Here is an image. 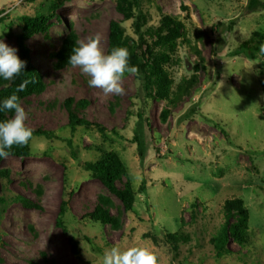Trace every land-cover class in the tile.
<instances>
[{"label": "rangeland", "instance_id": "rangeland-1", "mask_svg": "<svg viewBox=\"0 0 264 264\" xmlns=\"http://www.w3.org/2000/svg\"><path fill=\"white\" fill-rule=\"evenodd\" d=\"M120 2L131 6L129 0H0V37L18 55L24 16L50 15L51 22L27 40L44 87L21 101L26 123L42 133L32 138L30 155L0 158V264H101L113 245H147L158 264H264V55L232 54L264 33V9L250 11L249 0H142L146 26H158L164 15L182 26L171 60L162 63L171 84L169 97L160 98L139 71L125 73V91L115 95L89 88L79 68L58 64L72 34L77 41L98 36L106 51L112 20L138 37ZM68 97L90 100L83 113L91 125L71 129ZM111 151L125 167L116 183L133 189L129 211L83 166ZM237 197L249 211L250 240L242 245L230 237L231 253L218 256L213 238L226 221L225 200ZM101 201L115 222L88 216ZM174 233L188 240L175 247Z\"/></svg>", "mask_w": 264, "mask_h": 264}, {"label": "trees", "instance_id": "trees-1", "mask_svg": "<svg viewBox=\"0 0 264 264\" xmlns=\"http://www.w3.org/2000/svg\"><path fill=\"white\" fill-rule=\"evenodd\" d=\"M129 3L131 6L128 7L125 2H120V9H122L126 18L133 19L134 29L138 37L132 38L127 35L121 23L112 20L110 22L106 52L116 46L127 48L130 54L129 62L138 67L139 76L142 77L145 87L149 89L152 85H155L158 89L156 96L160 98L169 97L171 79L164 70L162 63L171 60L170 52L173 51L177 39L182 35L180 31L182 27L181 23L178 20L172 19L170 15H164L158 26H146V15L141 9L142 0H129ZM247 7L250 11L264 9V1L249 0ZM135 10H138V12ZM24 20V30L17 36V45L19 47L20 58L25 61V68L13 80L0 79V100L15 92L16 89L25 82L26 85L24 90L18 93L21 101L32 93L41 92L44 87L43 75L32 60L27 40L37 32H47L49 30L51 25L50 15H25ZM163 28H167L168 33L164 34L162 31ZM155 34L157 35V40L152 39ZM147 37L154 40L155 43H149ZM76 42L77 37L73 34L65 39L57 59L60 66L70 65L67 62V58ZM157 44L160 45V47H164L165 50L160 52V48L157 49L154 46ZM232 54H245L250 59L258 55H264V33L259 31L254 33L249 40L233 49ZM89 104L90 100L87 98H82L78 101L73 97L65 99L64 105L68 109L69 125L72 130H75L77 126L92 124L83 113ZM13 114L14 112L12 111L0 112V120L7 119ZM142 116L143 114H139L140 118H142ZM41 133V131L34 130L33 137ZM43 133L49 132L46 131ZM134 139L137 141L139 154L144 156L145 148L143 138L137 134ZM31 141L32 139L27 145H14L9 155L21 157L30 155ZM73 155L77 157L75 153H73ZM83 166L92 171L93 175L100 179L109 191L121 199L125 210L129 211L134 208L135 196L132 187L130 185L121 187L116 183L117 179H121L122 175L125 173V167L115 152L111 151L104 153L102 157L95 162L85 161ZM145 184V180H143L139 186L140 191L144 192L146 190ZM19 199L29 205L28 202L30 200L28 198L19 196ZM224 211L226 221L220 232L213 238L218 256L231 253V248L227 246L230 237H233V239L242 245L247 244L250 240L248 233L250 215L243 199L239 197L227 198L224 204ZM65 213L66 209L64 203H62L57 216L58 225H63V216ZM236 215L238 216V220L231 221L230 219ZM88 216H90L92 220L100 221L103 224L116 221V217L112 215L108 205L104 201L98 203ZM172 235L173 237L170 238L172 243L175 242V247L180 239L188 240L187 236L183 238V235L180 236L177 233ZM154 239L157 240L156 237H154ZM72 244L74 249H76L78 244L77 240H72Z\"/></svg>", "mask_w": 264, "mask_h": 264}, {"label": "clouds", "instance_id": "clouds-1", "mask_svg": "<svg viewBox=\"0 0 264 264\" xmlns=\"http://www.w3.org/2000/svg\"><path fill=\"white\" fill-rule=\"evenodd\" d=\"M129 52L122 46L105 51L99 37L77 41L68 55L67 62L79 68L87 77L89 88L101 89L104 94L121 95L125 73H138V67L130 64ZM25 68V61L18 55V49L0 37V79L13 80ZM26 82L15 92L0 100V112L14 114L0 120V158H6L14 145H27L33 137L34 129L26 121L28 113L18 95ZM101 264H158L157 253L147 245H113L102 253Z\"/></svg>", "mask_w": 264, "mask_h": 264}]
</instances>
